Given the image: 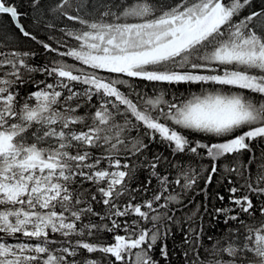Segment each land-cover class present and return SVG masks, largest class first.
Masks as SVG:
<instances>
[{"label":"snow or ice","instance_id":"1","mask_svg":"<svg viewBox=\"0 0 264 264\" xmlns=\"http://www.w3.org/2000/svg\"><path fill=\"white\" fill-rule=\"evenodd\" d=\"M0 264H264V0H0Z\"/></svg>","mask_w":264,"mask_h":264},{"label":"trees","instance_id":"2","mask_svg":"<svg viewBox=\"0 0 264 264\" xmlns=\"http://www.w3.org/2000/svg\"><path fill=\"white\" fill-rule=\"evenodd\" d=\"M41 51H42V49H41ZM177 239H179V237H177ZM173 259L175 260V259H176V257H173Z\"/></svg>","mask_w":264,"mask_h":264}]
</instances>
